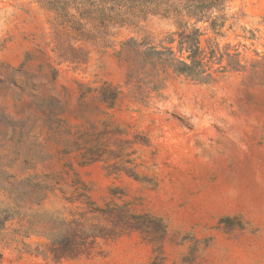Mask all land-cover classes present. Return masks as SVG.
<instances>
[{
    "label": "rangeland",
    "instance_id": "1",
    "mask_svg": "<svg viewBox=\"0 0 264 264\" xmlns=\"http://www.w3.org/2000/svg\"><path fill=\"white\" fill-rule=\"evenodd\" d=\"M68 14L82 25L0 0V264H264V0H226L215 29L184 16L190 74L164 11ZM81 202L144 227L41 255L51 214Z\"/></svg>",
    "mask_w": 264,
    "mask_h": 264
},
{
    "label": "trees",
    "instance_id": "2",
    "mask_svg": "<svg viewBox=\"0 0 264 264\" xmlns=\"http://www.w3.org/2000/svg\"><path fill=\"white\" fill-rule=\"evenodd\" d=\"M42 7L50 9L57 13V27L61 24L70 26H81V22L68 14L70 5L76 4L80 11V16L90 21L96 20V17L106 16L109 12L117 11L120 15L122 12L134 11L138 13H147L154 11H164L166 15H171L178 20L179 29V51L187 50L190 55L188 59L192 61L188 64L186 61H180L183 68L179 71L190 74L195 58L194 54L197 48L191 42L190 28L183 22V17L194 18L199 21L204 19L211 20V27L215 29L219 16H216L226 0H183L182 8H173L170 0H36ZM215 12V13H214ZM82 18V19H83ZM213 18V19H212ZM198 32V30H196ZM171 43L175 42L172 37ZM170 53L173 54L170 48ZM104 101L108 103L106 96ZM116 96L109 102L108 107H115ZM97 152H90V156L96 159ZM100 157V156H99ZM136 177V176H135ZM138 179V178H137ZM47 190L53 191L51 187ZM60 191L66 196L64 189ZM74 195V194H73ZM72 195V196H73ZM124 195V194H122ZM71 204H75L80 199L73 197L65 198ZM85 206L80 210L68 209L56 211L51 214L52 218L48 220L52 232L47 235L46 249L41 252L46 258L50 256L54 260L63 258H78L89 256L98 244V240L113 239L118 235L126 232L141 231L144 225L140 222L141 216H134L129 213L126 205H118L115 203L107 204L106 208L96 207L95 204L89 202H81ZM53 217H55L53 219ZM101 220L107 221L111 226H104ZM1 259V256H0Z\"/></svg>",
    "mask_w": 264,
    "mask_h": 264
}]
</instances>
